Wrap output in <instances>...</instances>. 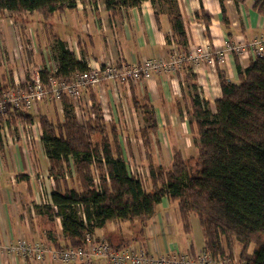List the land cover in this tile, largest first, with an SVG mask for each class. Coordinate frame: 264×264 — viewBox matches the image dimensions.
Instances as JSON below:
<instances>
[{
	"label": "crops",
	"instance_id": "crops-1",
	"mask_svg": "<svg viewBox=\"0 0 264 264\" xmlns=\"http://www.w3.org/2000/svg\"><path fill=\"white\" fill-rule=\"evenodd\" d=\"M85 1L75 6L74 25L70 22L72 11L55 13L49 20L40 16L45 22L40 30L29 25L35 16H28L23 24L0 17V86L7 87L8 91L15 85L22 86L28 82L29 75H32L29 69L36 77L40 71L49 73L57 67V62L52 60L47 49L52 39L64 42L74 59L84 63L87 68L99 67L108 61L130 64L157 56L167 57V52L174 51L173 45H167L165 39L170 31L166 7L156 8L149 1H144L138 8L120 11L110 17L104 6L91 9ZM255 1L246 0L236 5L232 0H225L228 23L223 25L217 0H175V10L182 18L187 37L188 51L185 56L213 55L225 42L248 43L254 37L264 35V16L254 9ZM203 17L209 19L207 27ZM62 18L65 19L63 25L70 32L68 35L61 31L64 29L60 25ZM71 40L74 41V52L71 51ZM236 61L245 68L253 59L239 60L233 54H227L224 62L216 63L213 68L204 63L192 65L187 61L180 72L156 75L128 86H119L116 90L109 83H104L83 91V104L74 106V109L84 116L85 111L92 116L90 94H93L102 120L107 124L112 123L118 131L128 169H132L131 160L140 165L145 163L147 179V155L154 165L168 170L174 154L179 153L187 170H190L188 160L192 159L193 151L197 160L198 152L194 144L197 119L192 100L198 97L215 114V103L221 97L216 66L229 81L236 83ZM146 107L153 111L156 131L148 133L147 146H144V138L139 130L147 127ZM56 108L61 115L62 105L57 103ZM43 111L41 109V115L51 118L49 108L45 107ZM138 123L141 125L138 126ZM18 124L10 123L9 126H15V130L8 133L11 137L14 133L18 134L16 142L8 144L2 140L0 147V264H61L49 258L41 262L23 260L6 249L9 242L19 238L40 242L48 247L63 244L64 239L60 219L49 221L42 209L43 205H51L52 186L48 185L46 204L41 202L38 194V176L43 178L49 175V162L41 143V129L36 121L27 124L30 127L27 132L32 137L29 147L23 140L24 133L19 130ZM131 136L137 138L136 152ZM121 141L125 144L124 150ZM93 236L114 247H141L147 254L153 255L197 253L204 243L203 235L202 238H195L191 234V224L189 231L184 230L176 201H170L167 197L161 200L143 229L137 223H109L95 230ZM91 264L109 263L96 258Z\"/></svg>",
	"mask_w": 264,
	"mask_h": 264
},
{
	"label": "trees",
	"instance_id": "trees-1",
	"mask_svg": "<svg viewBox=\"0 0 264 264\" xmlns=\"http://www.w3.org/2000/svg\"><path fill=\"white\" fill-rule=\"evenodd\" d=\"M84 1L0 0V17L20 24L35 15L49 20L55 13L74 11L76 4ZM97 1L110 17L138 8L144 1L156 8L165 6L170 23L166 43L184 56L187 54V37L182 18L175 10V0H90L94 6ZM217 1L222 23L226 25L225 0ZM232 1L239 5L246 0ZM253 7L264 16V0H256ZM203 20L207 27L209 19ZM55 46L58 82L69 83L76 72L88 69L74 59L64 42L56 40ZM235 69L238 80L233 83L216 66L221 97L215 103V114L198 97L192 100L197 119L194 140L198 149L197 173L188 172L179 153L174 154L168 170L154 165L147 155V189L129 173L118 131L112 123L102 120L93 94H90L92 116L86 118L75 117L71 101L65 97L60 101L63 118L58 121L8 106V124L36 121L41 129L48 173L54 179L51 205H43L42 209L49 221L60 219L64 238L63 244L53 247H83L85 235H93L109 223H137L143 229L161 200L167 197L176 201L184 230L189 231L190 216L197 217L203 251L215 258L223 257L226 253L232 255L233 248L239 245L238 264H264V58L249 62L245 68L236 61ZM47 76L46 71L38 73L46 87ZM6 91L7 87L0 86V99ZM145 110L147 127L140 129L139 134L147 146L148 133L156 131V121L152 109ZM2 119L0 116V125ZM71 163L75 186L69 184V176L65 178ZM109 245L114 249L129 247Z\"/></svg>",
	"mask_w": 264,
	"mask_h": 264
},
{
	"label": "built area",
	"instance_id": "built-area-1",
	"mask_svg": "<svg viewBox=\"0 0 264 264\" xmlns=\"http://www.w3.org/2000/svg\"><path fill=\"white\" fill-rule=\"evenodd\" d=\"M85 2L87 6H91V9L99 7L97 2L95 6L92 5L90 0ZM79 3L76 6H79ZM227 54H233L239 60L252 58L254 61L264 58V35L256 36L248 43L225 42L223 47L216 50L213 55L204 53L195 56L189 55V58L202 59L213 68L216 63H223ZM183 61L185 60L178 57L174 52L167 59L163 56H157L130 64H116L108 61L99 67L76 72L69 83L58 82L55 79L57 72V67H55L48 73L46 78L47 87L42 85L39 77L36 76L22 86L15 85L14 88L2 95L0 99V116L3 118L0 125L1 141L5 140L6 143L11 144L16 142L18 138V134L13 137L8 134L9 130L12 132L15 130V126H9L7 122L8 106L11 109L20 111H35L46 96H50L58 102L61 101L62 97H65L71 101L73 107L79 106L77 104L81 99L82 91L86 89L109 83L116 90L119 86H128L131 83L149 79L164 72L174 73ZM18 125L19 130L24 133V142L30 147L32 137L27 132L30 128L29 125L25 123H19ZM128 171L135 176L131 168ZM65 178H68L67 174ZM53 180L50 175L43 178L38 176L37 178L38 194L44 204H46L49 197L47 191L50 185L53 186ZM93 181L97 185V178H94ZM6 249L10 254L23 260L41 262L45 258H49L53 262L62 264L77 262L91 264V261L96 258L104 259L109 264H236L229 256L215 258L203 250L194 254L172 252L153 255L147 254L141 247L114 249L107 241L97 239L89 234L85 235L84 246L80 248L57 249L40 242H31L19 238L15 242H9Z\"/></svg>",
	"mask_w": 264,
	"mask_h": 264
},
{
	"label": "rangeland",
	"instance_id": "rangeland-1",
	"mask_svg": "<svg viewBox=\"0 0 264 264\" xmlns=\"http://www.w3.org/2000/svg\"><path fill=\"white\" fill-rule=\"evenodd\" d=\"M97 4L99 5V6H103L102 5V3L100 2V1H97ZM158 8H160V9H165V6H163V8L162 7H158ZM167 9V8H166ZM71 18H72V20H70V22H72V24L74 25V11H72L71 13ZM57 15H59V14H56L55 16H57ZM38 17H39V19H38ZM32 18V17H31ZM55 19H57L56 17H55ZM63 20H61L60 21V25H61V27L63 28L64 27V29L63 30H61V31H63L64 33H65V35H68L70 32L69 31H67L66 29V27L63 25L64 23H65V19L64 18H62ZM28 20V19H27ZM37 20H39V22L37 21ZM68 22H69V19L67 20ZM69 22V24H71ZM56 24H57V22H56ZM29 25L30 26H32V27H34L35 29H37V30H40L41 28H42V26H44L45 25V22L43 21V19L40 17V16H38V15H35V17H33L32 19H31V21L29 22ZM58 25V24H57ZM73 31H74V27H73ZM35 43H37V41L35 42ZM55 43H56V40H54V39H52L48 44H47V49H48V54H49V56H51V58H52V60L55 62L56 61V49H55ZM66 45L68 46V43H66ZM174 47V46H173ZM173 50L174 51H169V52H167V57H169L173 52L174 53H176V55L178 56V57H180V58H182V59H184L185 61H183L182 62V64L179 66V68H176L175 69V72L174 73H177V72H180L184 67H185V65H186V63H187V61L190 63V64H192V65H198V64H201V63H204V64H206V65H208L204 60H202V59H194L193 57L190 59L189 58V56H184L183 54H181V53H179V52H177V50L175 49V47L173 48ZM71 51H73L74 52V41L73 40H71ZM171 52V53H170ZM167 57H165V59H167ZM149 59H151V58H149ZM37 61L39 62V59L37 58ZM209 66V65H208ZM29 67H30V65H29ZM30 71V74H32V75H29L30 76V79L31 78H34L35 77V75L32 73V71H31V69H29ZM168 73H170V72H164V73H162V75L164 74H168ZM154 76H156V75H154ZM154 76H152V77H154ZM85 91V90H84ZM82 94H83V91H82ZM82 94H81V99L79 100V102H78V104L77 105H80V104H83L82 103ZM61 104V102H58V101H56V100H54L52 97H50V96H46L45 98H44V100L40 103V105L39 106H37L36 107V110L35 111H32V114H41V109H42V112H44L43 111V108H45V107H47V109L49 108V110L51 111L50 113H51V119L53 120V121H58V120H61L63 117H62V114L60 115V114H58V111H57V108H56V104ZM41 104H42V106H41ZM41 108V109H40ZM72 114L76 117V116H78V118H83V117H87L88 115H89V113L88 112H86L85 111V116L83 115V113L81 114L80 112H79V110H76V109H74V107L72 106ZM81 115H82V117H81ZM138 126H140L141 124L140 123H138L137 124ZM14 136H17V134H15L14 133ZM131 137H133V139H132V147L135 149V152H136V148H137V144H138V142L136 141L137 140V138H135L134 136H131ZM95 138V137H94ZM97 138V137H96ZM95 138V139H96ZM123 139V138H122ZM136 139V140H135ZM127 141H128V137H127ZM121 143H122V149L124 150L125 149V144H124V142L123 141H121ZM131 148V147H130ZM192 159L191 160H188V166L190 167V170H188V172L190 173V174H196L197 173V171H198V168H199V164H198V162H197V160L194 158V151L192 152ZM130 163L132 164V170H133V172H134V174H135V177L137 176V178H139V180L143 183V187H144V189H147V187H148V179H147V172H146V170H145V167H146V164L145 163H143L142 162V165H140V164H138V163H135L134 161H130ZM128 165V164H127ZM74 174H75V171H74V165H73V163L71 164V167H70V169L68 170V172H67V175L69 176V184L70 185H72V186H75V184H76V182H75V176H74ZM96 178V177H95ZM51 186V185H50ZM190 224H191V234L195 237V238H202V231H201V228H200V226H199V223H198V220H197V217L195 216V215H192L191 216V218H190ZM251 248H252V246H250V248H249V251L251 250ZM239 251H240V246L239 245H236L234 248H233V251H232V255H230V254H228V253H226L225 254V256H229L231 259H232V261L234 262V263H239ZM62 264V263H61Z\"/></svg>",
	"mask_w": 264,
	"mask_h": 264
}]
</instances>
